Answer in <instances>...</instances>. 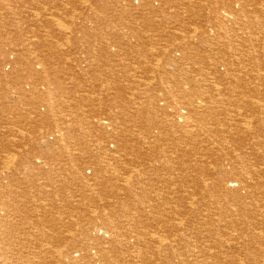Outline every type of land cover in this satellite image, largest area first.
<instances>
[{"label":"rangeland","instance_id":"obj_1","mask_svg":"<svg viewBox=\"0 0 264 264\" xmlns=\"http://www.w3.org/2000/svg\"><path fill=\"white\" fill-rule=\"evenodd\" d=\"M6 1L0 0V193L3 195L2 198L0 197V251H2L0 252V263L173 264L175 262L174 264H204L201 260L206 255L205 251L196 250L198 254L194 253V257H192V253L189 254V252L193 249L190 250L188 246H178L177 242L174 243L175 241L171 238L175 236L176 232L170 233V226L181 221V229L185 236L194 237L195 235L198 237L210 234L215 244L216 242L219 244L220 240L227 242L229 234L234 232L239 233L240 237L243 236L239 243L231 246L233 248H227L228 252L226 248H224L225 251L223 249L219 251L215 257L219 264H226L228 260H241L242 262L240 261L239 264H260V262L263 264L264 200L262 203L259 198L245 199L247 187H240L238 184L230 185L228 190L217 187L211 191L209 196H204L202 192L208 181L207 175H213L212 171L214 172L216 165L212 161L216 159L226 160L223 163L227 164L232 157L250 153L251 160L255 159L251 163L256 166L260 164V168H264L262 165L264 163V129L258 128L256 135L248 133L237 137L227 150L230 152L227 155L228 158L226 155V157H220L218 154H214L211 156V161L209 160L211 163H207L208 160L202 162L209 155L201 152L205 149L202 147H209L211 143L203 136L194 138L195 142L186 140L181 143L179 139L185 128L178 127L177 129L171 123L180 105L179 102H189L190 93L188 90L191 89V86L188 87V84L183 83H171L172 77L178 78L176 82H180V79H183L184 82L192 80L189 58L183 59V56L174 54L175 57L160 56L159 59L153 56L151 58L150 56L135 58L122 55L118 56V59L116 57L114 59L113 56L112 58L106 57L104 51L100 52L103 57L100 58L81 49L82 45H84L82 48H89V43H93L95 46L104 45L106 41H102L101 35L92 36L90 41L82 42L81 47H72L73 54L66 52L71 48L67 41L59 43L58 52L52 53L49 50L45 55L42 53L37 55L39 50L32 49L29 54L27 52L23 54L22 58L17 57V54L23 52V49H27V46L32 48L31 43L38 42L32 32L34 30L40 31L41 43L46 39L49 41H44L40 50L49 49L51 41L56 42L61 37L69 41H76L78 38L77 41L80 44L83 35L77 31L73 33L75 27H83L80 22L78 23V18L93 32L96 28H105V25L114 21L113 18H118L120 21L128 20L130 17L127 14L132 13L137 15L134 19L141 23L143 20L140 15L143 12L141 7L134 6L130 0H104L103 6L97 5L101 0L99 2L96 0H75L74 3H71L72 5L70 3V6L68 5V12L72 19H54L55 23L52 26H55L56 23L58 25L54 28L52 26L37 27L36 23L31 22V18L18 24L19 16H13V12L22 9V6L27 9L23 16L29 13H27L28 10L34 12L31 10L33 8L30 9L31 0H17L16 5ZM160 1L152 0L154 4ZM164 1L162 6L155 7L158 16L166 18L162 24V30H171L168 22H173L172 25H176V27L188 24L187 28L191 32L195 26L205 30L207 28L204 25L216 21L210 1ZM257 1L261 2L262 0L254 1L251 6H255ZM19 2L22 3V6ZM45 2L47 4L48 2L50 4L52 2H59V5L66 4L65 0H45ZM137 2L138 0H134L136 5ZM202 2L205 3L201 4ZM229 2L230 0H221L217 7H221L220 10L225 11ZM75 4L77 6H74ZM190 4H193L195 8H189ZM232 9L238 11L240 8L238 4L233 3ZM39 13L42 15L45 13L44 15H48V17L51 15L49 10L39 11ZM221 19L228 22L225 17ZM60 21L61 25H59ZM74 21L76 24L73 23ZM158 25L160 24L154 26ZM190 26L191 28H189ZM118 27L116 28L118 29ZM87 28L85 31L88 32ZM140 29L147 35L151 34L147 26ZM116 34L119 35V33ZM184 39L185 37L176 35L172 43L177 44L178 41ZM155 43L158 46L163 44L165 46L164 40L156 39ZM74 59L77 60L74 61ZM155 59L158 60L161 67V64H166V69L156 72H151L152 69L148 70L151 65L158 63L155 62ZM172 59L176 61V65L170 66L168 63ZM150 60L152 61L148 64ZM108 61L130 62L128 64L132 69L124 71L123 68V70L120 69L121 66H117V68L106 66ZM145 61L146 64H143ZM27 64L34 65L37 74L34 72L31 74L27 69ZM16 67L20 73L17 72ZM169 67L171 68L169 69ZM157 75L159 76L157 77ZM17 77L20 78L17 79ZM148 78H153L152 81L154 78L156 80L159 78V81L166 78L169 83L160 86H147L145 80ZM26 79L34 86L26 85ZM108 79L122 86L103 85V82ZM247 82L245 81L248 86H241V90L248 94L253 91L252 94H254L256 102L260 99L264 101V83L257 82L258 89L257 85ZM93 84L98 86H90ZM168 104H172V106ZM248 114L251 115L250 111L245 112V115ZM177 123L178 125L183 124ZM167 124L168 128L165 127ZM158 128L162 131H159ZM11 130L14 132L10 133ZM124 139L126 142L123 141ZM259 143L263 146H254ZM193 144L198 147L194 151ZM176 145L181 149L175 147ZM254 151L256 152L254 153ZM188 159L193 161L195 172L193 169L191 171L187 169L188 164L191 163L188 162ZM196 161L200 163L196 164ZM209 164H213L214 168ZM256 166L249 167V172L252 173L256 170ZM226 167L228 168V165ZM236 171L241 174L242 171H246V168ZM205 173L208 174L205 176ZM247 176H250L247 180L251 183L252 188L263 187L264 177ZM194 179L196 181H193ZM108 180L111 183H108ZM185 188L190 191H186ZM176 190L178 191L176 192ZM191 197L201 200L194 206V211L189 207ZM185 202L186 204H184ZM225 204L227 205L225 206ZM125 205L129 207H125ZM178 214H181L184 219L181 216L177 217ZM173 215L175 216L173 217ZM185 224H189V226ZM254 229L255 232H252ZM250 231L253 234L257 231L255 237L251 236L253 234ZM164 240L165 242H162ZM256 240L257 242H255ZM146 243L151 244L154 250H147ZM170 246L172 247L170 248ZM216 251L218 252V250ZM227 264L231 263L227 262Z\"/></svg>","mask_w":264,"mask_h":264},{"label":"bare ground","instance_id":"obj_2","mask_svg":"<svg viewBox=\"0 0 264 264\" xmlns=\"http://www.w3.org/2000/svg\"><path fill=\"white\" fill-rule=\"evenodd\" d=\"M47 1V0H46ZM81 1V0H80ZM86 1V0H85ZM90 1V0H87ZM99 2L100 0H96ZM134 6L141 7L142 11L140 15L143 18L141 23L137 22L134 18L137 16L136 14H127L130 19L125 20V21H120L118 18H113L114 21H112L109 25H105V28H96L93 32L89 27L87 28L86 25L81 22L78 18V23L83 26L81 28L75 27L73 30V33H76L75 31L81 33L83 35V38L80 39V44L77 41H69L66 38H62L56 42L51 41L52 44L49 45V49L47 50H40L43 46L44 41H48V39L44 40L41 43L40 40V31L34 30L32 31L34 34V38L38 40V42L31 43L30 46L32 48H29L27 46V49H23V52H20L17 54L18 58H22L23 54L26 52L29 54L32 49L34 51L39 50L37 55H40L42 53L45 55L46 53L51 50V52H58L57 48H59V43H66L68 41L69 46L71 47L69 50H66V52L72 53L73 54V48H78L79 46L81 47L82 42H88L92 39V36L94 35H101L103 37L102 41H106L104 45H97L95 46L93 43H89V48L84 47L82 45L81 49L85 51L88 54H93L94 56L103 58L101 55V51H104L106 53V57H111L113 56L118 59V56H134L135 58L138 57H149L151 56L159 59L160 56H175L180 55L183 56L184 58H189L191 60V75H192V80L190 81H185L183 79H180V82H176L178 78H173L172 77V84H188V87L191 86V89L189 91V102H179V106L177 108V111L175 113V116L172 119V124L173 127H182L185 128V131L183 130L181 133V138L179 141L182 143V141L188 142V140H193L194 138H198L200 136H203L207 141H209L210 146L209 147H202L205 148L203 149L205 152V155H211L207 158L205 157L202 162H205L206 160L207 163L209 160L211 161V156L214 154H218L220 157H224L225 155H229L230 152H227L228 148L232 146L234 140L237 137H240V135L248 134V133H253L257 134V129L262 128L264 129V101H255V97H253L254 94L253 91L252 93H247L246 91L243 92L241 90V86H248V84L245 83V81L250 82V84H255L257 85V82L262 81V84L264 83V1L262 0L257 1L255 6H251V4L256 1V0H230L229 3H227V7L225 11L220 10L221 7H217L220 5L221 0H206L207 2L210 1V4L213 5V15L215 16V22L207 23L204 25L207 29L202 30L201 27L193 26V31L191 32L187 27L188 24L184 25H172L173 22H168V25L171 26V30H162V24L166 21V18L162 16H158V13L155 9V7H160L162 6L165 1L161 0L159 3L154 4L152 0H138V4L136 5L134 3V0H130ZM144 3H143V2ZM7 3H12L15 4L17 3V0H7ZM75 0H65L66 4H61L60 3H54L52 2L51 4L48 2V4L45 2V0H31L30 4V9L34 10V12H30L29 10L27 11L28 14L23 16L25 13L26 7H23L21 2L19 4L22 6V9L16 10L13 12V16H19L18 19V24L22 23L24 20L31 18V22L36 23L37 27L42 26H52L54 25V19L58 18H67L69 20L72 19V16L69 14V6L72 5L71 3H74ZM77 2V1H76ZM83 2V1H82ZM104 0H101L97 5H102L104 3ZM70 3V5H69ZM79 3V2H78ZM85 3V2H84ZM83 3V4H84ZM197 3V2H195ZM194 3V4H195ZM205 2H202L201 4H204ZM234 4H238V7L240 8L238 11H234L232 9ZM50 4V5H49ZM86 4V3H85ZM16 5V4H15ZM13 5V6H15ZM47 5V6H46ZM69 5V6H68ZM198 5V4H196ZM74 6H77L75 4ZM80 6V3H79ZM78 6V7H79ZM206 6V5H205ZM72 7V6H71ZM70 7V8H71ZM82 7V6H81ZM84 7V6H83ZM82 7V8H83ZM203 7V6H202ZM251 7V8H250ZM73 8V7H72ZM189 8H195L193 4L189 5ZM250 8V9H249ZM41 9V10H40ZM27 10V9H26ZM50 11L51 15L48 17V15H42L40 12L43 11ZM197 10V9H196ZM71 11V10H70ZM75 11V10H74ZM73 12V10H72ZM49 13V12H47ZM74 13V12H73ZM72 13V14H73ZM7 17H10V15L5 14ZM76 16V14H75ZM144 16V17H143ZM227 18V21H224L221 18ZM14 20V19H12ZM65 20V19H64ZM63 22V21H62ZM227 22V23H226ZM61 25V21L59 22ZM68 23V21H67ZM76 24V22H73ZM155 24H160L158 26H154ZM66 25V24H65ZM79 25V24H78ZM33 26V25H32ZM58 26L57 23L55 26ZM63 26V25H62ZM77 26V25H76ZM122 26V27H118ZM139 26V27H136ZM147 26L149 27L150 33L151 34H146L144 33L145 31H140L142 27ZM35 27V26H34ZM32 27V28H34ZM36 27V28H37ZM69 27V26H68ZM67 27V28H68ZM118 27V29L116 28ZM31 28V27H29ZM40 28V27H39ZM37 28V29H39ZM88 29V32L85 31V29ZM120 28V29H119ZM191 28V26L189 27ZM209 28V29H208ZM46 29V28H45ZM58 29V28H57ZM69 29V28H68ZM41 30V29H40ZM44 30V29H43ZM47 30V29H46ZM51 30V29H50ZM64 30V28H63ZM53 31V30H51ZM100 31V32H96ZM114 32V34H112ZM50 33V32H49ZM116 33H119L116 34ZM148 33V32H147ZM65 34V33H64ZM42 35V34H41ZM51 35V34H50ZM53 35V34H52ZM56 35V34H55ZM60 35H62L60 33ZM178 35L179 37H185L184 40L178 41L177 44H173L172 41L173 39ZM64 36V35H63ZM117 36V37H116ZM57 37L60 38V36L57 35ZM68 37V34H67ZM44 39V38H43ZM55 39V37H54ZM69 39V38H68ZM71 39V38H70ZM156 39L162 41L164 40L165 46L160 45L158 46L155 42ZM73 40V39H71ZM110 43V44H109ZM29 45V44H28ZM59 46V47H57ZM150 46V48H148ZM65 48V47H64ZM60 49V48H59ZM64 51V50H63ZM76 51V50H75ZM79 52V51H78ZM77 54V53H76ZM174 56V57H175ZM167 58V57H166ZM115 59V58H114ZM140 59V58H139ZM148 59V58H147ZM77 59H74V61ZM120 60V59H119ZM144 60V59H143ZM73 61V60H72ZM148 61V60H147ZM152 60L148 62V64L151 63ZM158 62V60L155 59V62ZM184 61V60H183ZM182 61V62H183ZM164 63V61H162ZM166 62V61H165ZM179 62V61H178ZM189 62V61H188ZM32 63V62H31ZM73 63V62H72ZM75 63V62H74ZM130 62H123L120 61L119 63H116L115 61H108L106 66H110L112 68H117V66H121L120 69H124V71H128L127 69H130L131 66L128 64ZM33 64V63H32ZM32 64H27V69L31 74H37V69L35 68L34 65ZM146 64V61L145 63ZM142 64V65H143ZM187 64V62H186ZM141 65V64H138ZM162 67L160 66L159 62L157 64H154L153 66L148 69H152L151 72H156L157 70L159 71L160 69H166V64H161ZM168 65H176L175 60H171ZM144 66V65H143ZM182 66V65H181ZM185 67V66H184ZM187 67V66H186ZM119 68V67H118ZM140 68V67H139ZM171 67H169L170 69ZM180 69L179 67H177ZM17 70V67L15 68ZM122 69V70H123ZM132 69V68H131ZM140 70V69H139ZM147 70V71H148ZM177 70V69H176ZM185 71V69H183ZM182 72V68L180 70ZM17 72H19L17 70ZM120 74V71H118ZM144 72V70H143ZM186 72V71H185ZM183 73V75L185 74ZM20 73V72H19ZM125 73V72H124ZM150 73V72H148ZM187 73V72H186ZM190 73V72H189ZM123 74V72H122ZM126 74V73H125ZM147 74V73H146ZM159 74V73H158ZM172 74V73H171ZM162 75V73H161ZM148 76V75H147ZM159 75H157L158 77ZM171 76V75H170ZM177 77V76H176ZM20 77H17V79ZM30 78V77H29ZM160 78V77H159ZM159 78L156 80L152 81V79H147L145 80V84H148L147 86H160L163 84H168L169 81L165 79H162L159 81ZM183 78H185L183 76ZM23 79V78H22ZM31 79V78H30ZM244 79V80H243ZM144 80V79H143ZM139 81V80H138ZM188 82V83H187ZM247 82V83H248ZM87 83V82H86ZM143 83V82H140ZM32 85L31 82H28L26 79V85ZM135 84V83H134ZM171 84V85H172ZM261 84V83H260ZM259 84V85H260ZM103 85L106 86H122L118 85L116 82H113L111 80H107L103 82ZM141 85V84H140ZM138 85V86H140ZM90 86H98L97 84H93ZM102 86V85H99ZM146 86V85H145ZM176 86V85H175ZM183 87V86H182ZM259 86L257 85V88ZM174 88V87H173ZM244 88V87H243ZM242 88V89H243ZM248 88V87H246ZM255 89V88H253ZM259 89V88H258ZM123 90V89H122ZM183 90V88H182ZM250 90V88H249ZM264 90V88H263ZM257 91V90H256ZM260 91V90H258ZM121 92V91H117ZM249 92V91H248ZM183 93V92H182ZM262 93V91H261ZM117 94V93H116ZM120 94V93H119ZM123 94V93H122ZM184 94H187V92H184ZM262 96V95H261ZM154 97V96H152ZM182 97V96H180ZM185 97V96H184ZM264 97V96H263ZM163 98V97H162ZM165 98V97H164ZM174 98V97H173ZM172 99V98H170ZM186 99V98H185ZM157 101V99H155ZM161 100V99H160ZM179 100V99H178ZM177 100V101H178ZM247 100V101H246ZM170 101V100H168ZM164 102V101H163ZM158 103V102H155ZM158 105V104H156ZM171 105L172 104H168ZM144 106V105H143ZM153 106V105H152ZM155 107V105H154ZM160 108V107H158ZM162 108V107H161ZM172 108V107H171ZM153 109V108H152ZM170 109V108H168ZM173 110V109H172ZM155 111V110H154ZM250 111L251 115H245V112L248 113ZM259 111V112H257ZM175 112V111H174ZM148 113V112H147ZM145 114V113H144ZM156 114V113H155ZM161 114V113H160ZM170 114V113H169ZM153 115V114H152ZM151 115V116H152ZM159 115V114H157ZM165 115V114H164ZM141 116V115H140ZM143 116V115H142ZM149 116V115H148ZM167 116V115H166ZM165 117V116H164ZM148 119V118H147ZM145 120V119H144ZM177 122L183 123L182 125ZM163 123V122H162ZM108 124V123H107ZM155 124V123H154ZM103 125V124H102ZM121 125V124H120ZM159 125V124H158ZM171 125V124H170ZM162 126V125H161ZM168 124L165 126L167 127ZM157 127V126H156ZM168 128V127H167ZM11 129V128H10ZM9 129V130H10ZM159 129V128H158ZM166 129V128H165ZM171 129V128H170ZM174 129V128H173ZM261 129V130H262ZM168 130V129H166ZM151 131V129H150ZM159 131H162L159 129ZM158 131V132H159ZM260 131V130H259ZM14 132V130L9 131ZM167 132V131H166ZM175 132V131H174ZM70 133V132H69ZM150 133V132H148ZM121 134V132H120ZM165 134V132H164ZM260 134V133H259ZM3 135V134H2ZM175 135V134H174ZM264 135V134H263ZM178 136V135H177ZM242 136V137H243ZM262 136V135H261ZM150 137V136H149ZM241 137V138H242ZM251 137V136H250ZM258 137V136H257ZM123 138V137H122ZM168 138V137H167ZM171 138V137H170ZM202 138V137H201ZM240 138V139H241ZM249 138V137H247ZM127 139V138H126ZM124 139L123 141L126 142ZM152 139V138H151ZM150 139V140H151ZM183 139V140H182ZM239 139V140H240ZM246 139V138H245ZM255 139V138H254ZM261 139V138H260ZM165 140V139H164ZM171 140V139H170ZM247 140V139H246ZM245 140V141H246ZM128 141V140H127ZM167 141V140H165ZM202 141V140H201ZM205 141V140H203ZM250 142V140H248ZM149 142V141H148ZM160 142V141H159ZM177 142V141H176ZM186 142V144H187ZM195 142V141H194ZM200 142V141H198ZM238 142V140H237ZM240 142V141H239ZM248 142V144H249ZM261 142V141H260ZM169 143H171L169 141ZM179 143V144H181ZM184 143V142H183ZM190 143V142H189ZM188 143V145H189ZM203 143V142H202ZM243 143V142H242ZM247 143V142H246ZM258 143V142H257ZM178 144V143H176ZM201 144V143H200ZM152 145V144H151ZM182 145V144H181ZM199 145V143H198ZM238 145V144H237ZM246 145V144H245ZM261 143L255 144L254 146H259L260 147ZM149 146V145H148ZM172 146V145H171ZM180 146V145H179ZM236 146V145H234ZM253 146V145H252ZM263 146V144L261 145ZM177 147V145L175 146ZM238 147V146H237ZM240 147V146H239ZM250 147V146H249ZM181 149L180 147H177ZM187 148V147H186ZM190 148V147H189ZM196 145L193 144V151L196 150ZM235 148V147H233ZM242 148V147H241ZM148 149V148H147ZM156 149V148H155ZM175 149V148H174ZM239 150V148H236ZM245 150V147H243ZM152 150V149H151ZM150 150V151H151ZM154 150V149H153ZM186 150V149H185ZM237 150V151H238ZM252 150V149H251ZM249 150V151H251ZM255 150V149H254ZM1 151V150H0ZM148 151V150H147ZM182 151V150H181ZM192 151V150H191ZM230 151V149H229ZM234 151V149H233ZM189 152V151H187ZM199 152V151H198ZM196 152V153H198ZM248 152V151H247ZM256 151H254L255 153ZM262 152V151H261ZM264 152V151H263ZM152 153V152H151ZM154 153V152H153ZM233 153V152H232ZM193 154V153H192ZM250 154V153H249ZM247 155L245 153H242L241 155L235 156L230 158L228 161L229 163H223L226 160H221L216 159L215 161H212L216 167L214 168L213 164H209L214 168V172L212 171V174L214 175H207L208 173H205L204 175H207L208 181L205 183L204 189H203V195L204 196H209L211 194V191L219 187L220 189L228 190L230 185L238 184L241 186L247 187L246 191V196L245 199H253V198H259V200H264V181H263V187H254L252 188L250 186L249 180H247L251 176H258L259 178L264 177V168H260V164L258 166L254 165L251 163V161H254L255 159L251 160V156ZM261 154V153H260ZM264 154V153H263ZM261 154V155H263ZM149 155V154H148ZM153 155V154H152ZM231 155V154H230ZM255 155V154H254ZM56 156V155H55ZM193 156V155H191ZM190 156V157H191ZM225 156V157H226ZM253 156V155H252ZM150 157V156H149ZM186 157V156H185ZM188 157V158H190ZM196 157V156H195ZM199 157V156H198ZM230 157V156H229ZM254 157V156H253ZM261 157V156H260ZM264 157V156H263ZM262 157V158H263ZM201 158V157H199ZM197 158V159H199ZM203 158V157H202ZM228 158V156H227ZM153 159V156H152ZM151 159V160H152ZM225 159V158H224ZM257 159V158H256ZM187 160V157H186ZM189 163L187 166V169L190 171L193 169L195 165L192 163L193 161H190L188 159ZM196 160V159H195ZM200 160V159H199ZM259 161V160H258ZM261 161V160H260ZM264 161V160H263ZM257 162V161H256ZM200 163L196 161V164ZM211 163V162H209ZM182 164V163H181ZM185 164V163H184ZM202 164V163H201ZM206 164V163H205ZM208 165V164H207ZM228 165V168L226 167ZM264 166V163L262 164ZM261 165V167H262ZM184 166V165H183ZM199 166V165H198ZM202 166V165H201ZM257 167L256 170H254L252 173L249 172L251 167ZM197 167V166H196ZM204 167V166H203ZM242 167V168H241ZM250 167V168H249ZM246 168V171L240 174L236 170L239 171V169ZM201 169V168H200ZM203 169V168H202ZM230 169V170H229ZM249 169V170H248ZM253 169V168H252ZM251 169V170H252ZM196 170V169H195ZM207 170V167H206ZM205 170V171H206ZM209 170V169H208ZM228 170V171H227ZM233 170V171H232ZM187 171V170H186ZM198 171V170H197ZM195 172V171H194ZM199 172V171H198ZM207 172V171H206ZM197 173V172H196ZM246 173V177H245ZM184 174V173H183ZM190 174V173H189ZM194 174V173H193ZM202 174V172H201ZM181 175V174H180ZM182 176V175H181ZM189 176V175H188ZM199 176V175H198ZM204 176V177H205ZM180 177V176H179ZM191 177V176H190ZM196 177V176H195ZM204 178V179H206ZM181 179V177H180ZM184 179V178H183ZM187 179V178H185ZM191 179V178H190ZM197 179V178H196ZM202 179V178H200ZM202 179V180H204ZM263 179V178H262ZM200 180V181H202ZM259 180V179H258ZM193 181H196L195 179ZM256 181V180H255ZM254 181V182H255ZM110 181L108 180V183ZM199 182V181H198ZM107 183V182H106ZM111 183V182H110ZM187 183V182H185ZM192 183V182H191ZM195 183V182H194ZM201 183V182H200ZM202 184V183H201ZM200 184V185H201ZM204 184V182H203ZM2 185V184H1ZM186 185V184H185ZM199 185V184H198ZM197 185V186H198ZM199 185V186H200ZM182 186V185H181ZM193 186V187H197ZM255 186V185H254ZM259 186V185H258ZM1 189V188H0ZM183 189V188H182ZM191 189V188H190ZM198 190V188H196ZM200 189V188H199ZM245 189V188H244ZM181 190V189H180ZM186 190V188H185ZM194 190V189H193ZM178 190H176L177 192ZM183 191V190H182ZM190 191V190H186ZM192 191V190H191ZM190 193V192H189ZM199 193V192H198ZM198 193H196L198 195ZM233 193V192H232ZM237 193V192H236ZM183 194V192H182ZM188 194V193H187ZM191 194V193H190ZM195 194V195H196ZM201 194V193H200ZM226 194V193H225ZM176 195V194H175ZM179 195V193H178ZM192 195V194H191ZM243 195V194H242ZM2 193H0V197L2 198ZM184 196V195H183ZM189 197V194L187 195ZM194 196V195H193ZM229 196V195H228ZM219 197V196H218ZM222 197V196H221ZM180 198V197H178ZM192 198V197H191ZM196 198V197H195ZM199 198V197H198ZM244 198V197H243ZM181 199V198H180ZM185 199V198H184ZM207 199V198H206ZM221 199V198H220ZM245 199H243L245 201ZM170 200V199H169ZM179 200V199H178ZM183 200V199H181ZM190 205L189 207L191 209H194V206L196 204L200 203L201 200L197 199H190ZM229 200V199H228ZM180 201V200H179ZM184 201V200H183ZM189 201V200H188ZM204 201V200H203ZM258 201V200H257ZM187 202V200H186ZM186 202L184 204H186ZM215 202V201H214ZM222 202V201H221ZM229 202V201H228ZM227 202V204H228ZM178 203V202H177ZM246 203V202H245ZM180 204V203H179ZM179 204L177 205L179 207ZM210 204V203H209ZM225 204V206L227 205ZM248 204V203H246ZM261 204V203H260ZM175 205V204H174ZM182 205V204H181ZM188 205V204H187ZM249 205V204H248ZM264 205V204H263ZM129 207L128 205H125V207ZM204 206V205H203ZM214 206V205H213ZM218 206V205H217ZM224 206V207H225ZM133 207V206H132ZM175 207V206H174ZM187 207V206H186ZM206 207V206H205ZM249 207V206H248ZM254 207V206H253ZM123 208V207H122ZM177 208V207H176ZM175 208V209H176ZM183 208V207H182ZM181 208V209H182ZM188 208V207H187ZM187 208H184L185 210ZM204 208V207H202ZM218 208V207H216ZM124 209V208H123ZM189 209V208H188ZM190 209V211H191ZM205 209V208H204ZM235 209V208H234ZM233 209V210H234ZM263 209V208H262ZM131 210V209H130ZM226 210V209H225ZM228 211V210H227ZM216 212V209H215ZM253 212V211H251ZM256 212V211H255ZM184 213V212H183ZM229 213V212H228ZM182 214V213H181ZM177 215V217L182 215ZM204 214V213H203ZM237 214V213H236ZM256 214V213H254ZM259 214V213H258ZM187 216V214H185ZM200 215V214H199ZM224 215V214H223ZM245 215V214H244ZM253 215V214H252ZM263 215V214H262ZM175 215H173L174 217ZM184 216V214H183ZM194 216V215H193ZM196 216V215H195ZM208 216V215H207ZM240 216V215H239ZM227 217V216H226ZM254 217V216H253ZM258 217V216H256ZM261 217V216H259ZM215 218V217H214ZM239 218V217H238ZM246 218V217H245ZM181 219V220H182ZM234 219V218H233ZM258 219V218H256ZM264 219V218H263ZM180 220V219H179ZM210 220V219H209ZM220 220V219H219ZM254 220V219H253ZM176 221V219H175ZM178 221V220H177ZM184 221V220H182ZM214 221V220H213ZM256 221V220H255ZM180 222V223H179ZM177 222L176 225L170 226V233H175L174 237H171L174 241V243L177 242L178 246H188L190 247V250L193 249V251L189 252L192 253L191 255L198 254L196 253V250H203L205 251L204 257H202L201 261L204 264H219V261L215 259L217 257L219 251L221 249L224 250V248H230L232 245L234 246L235 244L239 243L241 241L240 234L239 233H231L229 234V239L226 242L221 241L219 244L213 243V238L212 236H198V237H190V235L185 236L183 229H181L182 222L179 221ZM206 222V221H205ZM242 222V221H241ZM263 222V221H262ZM231 223V221H230ZM243 223V222H242ZM259 223V222H258ZM245 224V223H243ZM262 224V223H260ZM258 224V225H260ZM188 225L189 224H185ZM207 225V224H206ZM213 225V224H212ZM225 225V224H223ZM227 225V224H226ZM263 225V224H262ZM204 226V225H203ZM215 226V225H214ZM253 226V225H252ZM264 226V225H263ZM206 227V226H205ZM208 227V226H207ZM233 227V226H232ZM236 227V226H235ZM241 227V226H240ZM262 227V226H261ZM200 228V227H199ZM210 228V227H209ZM214 228V227H213ZM257 228V227H256ZM169 229V228H168ZM189 229V228H188ZM211 229V228H210ZM216 229V228H214ZM223 229V228H221ZM228 229V228H227ZM253 229V228H252ZM262 229V228H261ZM199 230V229H197ZM218 230V229H217ZM259 230V229H258ZM264 230V228H263ZM182 231V232H181ZM201 231V230H200ZM206 231V230H205ZM209 231V230H208ZM224 231V230H223ZM260 231V230H259ZM140 232V231H139ZM145 232V231H144ZM189 232V231H188ZM207 232V231H206ZM205 232V233H206ZM216 232V231H215ZM230 232V231H229ZM251 232V231H250ZM255 232V229L254 231ZM251 232V234H253ZM87 233V232H86ZM178 233V234H177ZM201 233V232H200ZM210 233V232H209ZM218 233V232H217ZM222 233V232H221ZM246 233V232H245ZM141 234V233H140ZM143 234V233H142ZM189 234V233H188ZM249 234V233H248ZM257 234V231L255 234L251 235L254 236ZM43 236L46 237V235L42 234ZM144 235V234H143ZM212 235V232H211ZM225 235V234H224ZM228 235V234H226ZM244 235V234H243ZM262 235V234H261ZM214 236V235H213ZM221 236V235H220ZM219 236V237H220ZM250 237V236H248ZM255 237V236H254ZM264 237V236H262ZM170 238V237H169ZM221 238V237H220ZM258 238H260L258 236ZM159 239H161L159 237ZM226 239V238H224ZM223 239V240H224ZM158 240V239H157ZM163 240V239H161ZM169 240V239H168ZM219 240V239H218ZM116 241V240H115ZM160 241V240H159ZM264 241V240H262ZM261 241V242H262ZM98 242V241H97ZM119 242V241H118ZM152 242V241H151ZM150 242V243H151ZM156 242V241H155ZM162 242H165L162 241ZM244 242V241H243ZM249 242V241H248ZM257 242V240L255 241ZM92 243V242H91ZM154 243V241H153ZM161 243V242H160ZM171 243V242H170ZM247 243V242H245ZM243 243V244H245ZM98 244V243H97ZM100 244V243H99ZM114 244V243H113ZM146 248L148 249H153L152 245L149 243H146ZM242 244V243H241ZM249 244V243H248ZM253 244V243H252ZM257 244V243H256ZM259 244V243H258ZM107 245V244H105ZM118 245V244H117ZM120 245V244H119ZM155 245V244H154ZM158 245V244H157ZM240 245V244H239ZM113 246V245H112ZM177 246V247H178ZM263 246V245H262ZM119 247V246H118ZM172 246H170L171 248ZM242 247V246H241ZM247 247V246H246ZM258 247V246H257ZM80 248V247H78ZM116 248V247H114ZM160 248V247H157ZM164 248V247H163ZM167 248V247H165ZM169 248V247H168ZM169 248V249H170ZM179 248V247H178ZM182 248V247H181ZM233 248V247H231ZM238 248V247H237ZM261 248V247H260ZM263 248V247H262ZM77 249V248H76ZM82 249V248H81ZM119 249V248H118ZM188 249V248H187ZM186 249V250H187ZM242 249V248H240ZM244 249V248H243ZM246 249V248H245ZM257 249V248H256ZM255 249V250H256ZM84 250V249H83ZM90 250V248H89ZM116 250V249H115ZM150 250V251H151ZM154 250V249H153ZM158 250V249H157ZM174 250V248H173ZM184 250V249H183ZM218 250V252L216 251ZM232 250V249H231ZM236 250V249H235ZM254 250V251H255ZM86 251V250H85ZM101 251V250H100ZM109 251V250H108ZM176 251V250H175ZM178 251V250H177ZM176 251V252H177ZM225 251V250H224ZM229 250L227 249V252ZM233 251V250H232ZM230 251V252H232ZM243 251V250H242ZM2 252V251H0ZM158 252V251H157ZM169 252V250H167ZM172 252V250H171ZM180 252V250H179ZM188 252V251H187ZM238 252V249H237ZM244 252V251H243ZM246 252V251H245ZM46 253V252H45ZM79 253V252H78ZM83 253V252H82ZM159 253V252H158ZM164 253V252H162ZM175 253V252H174ZM221 253V252H220ZM235 253V252H233ZM262 253V252H260ZM258 253V254H260ZM49 254V253H48ZM59 254V253H58ZM56 254V255H58ZM171 254V253H169ZM188 254V253H187ZM200 254V253H199ZM227 254V253H226ZM236 254V253H235ZM2 255V254H1ZM64 255V254H63ZM175 255V254H174ZM181 255V254H179ZM190 255V256H191ZM202 255V254H201ZM167 256V255H165ZM170 256V255H168ZM183 256V255H182ZM224 256V255H223ZM58 257V256H56ZM172 257V256H171ZM194 257V255L192 256ZM214 257V258H213ZM221 257V256H220ZM236 257V256H235ZM83 258V256H82ZM89 258V257H88ZM178 258V257H177ZM181 258V257H180ZM191 258V257H190ZM198 258L200 256L198 255ZM233 258V257H232ZM241 258V257H240ZM254 258V257H253ZM260 258V257H259ZM8 259V258H7ZM165 259V257H164ZM168 259V258H167ZM224 259V258H223ZM236 259V258H235ZM252 259V258H251ZM190 260V259H189ZM222 260V259H221ZM220 260V261H221ZM246 260V259H245ZM92 261V260H91ZM168 261V260H167ZM172 261V259H171ZM175 261V260H174ZM199 261V260H198ZM223 261V260H222ZM241 260L238 261H231L228 260L227 262H230L231 264H239ZM253 261V260H252ZM255 261V259H254ZM259 261V260H258ZM262 261V260H261ZM3 262V261H2ZM10 262V261H9ZM178 262V261H177ZM226 262V264H227ZM242 262V261H241ZM247 262V261H246ZM245 262V263H246ZM167 263V262H165ZM175 263V262H174ZM173 263V264H174ZM187 263V262H186ZM223 263V262H222ZM253 263V262H252ZM1 264V263H0ZM180 264V263H179ZM183 264V263H182ZM185 264V263H184ZM201 264V263H199ZM221 264V263H220ZM224 264V263H223ZM242 264V263H241ZM257 264V263H255ZM261 264V262H260ZM264 264V263H263Z\"/></svg>","mask_w":264,"mask_h":264}]
</instances>
